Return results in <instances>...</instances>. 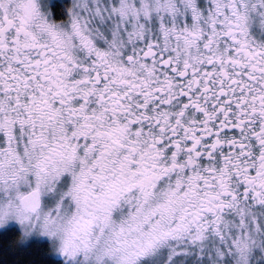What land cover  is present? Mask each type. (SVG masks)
I'll list each match as a JSON object with an SVG mask.
<instances>
[{"label":"snow or ice","instance_id":"1","mask_svg":"<svg viewBox=\"0 0 264 264\" xmlns=\"http://www.w3.org/2000/svg\"><path fill=\"white\" fill-rule=\"evenodd\" d=\"M10 228L41 264H264V0H0Z\"/></svg>","mask_w":264,"mask_h":264},{"label":"trees","instance_id":"2","mask_svg":"<svg viewBox=\"0 0 264 264\" xmlns=\"http://www.w3.org/2000/svg\"><path fill=\"white\" fill-rule=\"evenodd\" d=\"M15 228L0 232V264H41L47 249L45 243L33 240L27 246L17 243Z\"/></svg>","mask_w":264,"mask_h":264},{"label":"clouds","instance_id":"3","mask_svg":"<svg viewBox=\"0 0 264 264\" xmlns=\"http://www.w3.org/2000/svg\"><path fill=\"white\" fill-rule=\"evenodd\" d=\"M48 3H53L54 0H47ZM61 2L63 3V0H61ZM75 0H69V3L66 5H63L64 7H68L71 8L74 4ZM65 19H67V17H65ZM65 213H66V219L68 217H70L71 213L69 211V209L66 207L65 208ZM33 240H39L42 243H46L47 241L40 239L38 237L35 236H27L25 235L23 232L19 233L18 237H17V243L21 246H27L29 243H31ZM162 259V257H161Z\"/></svg>","mask_w":264,"mask_h":264},{"label":"flooded vegetation","instance_id":"4","mask_svg":"<svg viewBox=\"0 0 264 264\" xmlns=\"http://www.w3.org/2000/svg\"><path fill=\"white\" fill-rule=\"evenodd\" d=\"M55 5L57 6V9L59 11V9H63L64 6L69 3V0H63V3L61 2V0H54Z\"/></svg>","mask_w":264,"mask_h":264}]
</instances>
